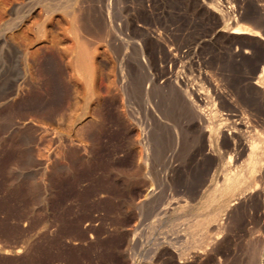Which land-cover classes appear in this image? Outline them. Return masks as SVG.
Here are the masks:
<instances>
[{"label": "rangeland", "instance_id": "1", "mask_svg": "<svg viewBox=\"0 0 264 264\" xmlns=\"http://www.w3.org/2000/svg\"><path fill=\"white\" fill-rule=\"evenodd\" d=\"M134 23L193 50L170 66ZM230 24L214 44L197 0H0V264H264V150L225 180L231 141L209 147L176 84L223 73L264 132V41L245 54Z\"/></svg>", "mask_w": 264, "mask_h": 264}, {"label": "bare ground", "instance_id": "2", "mask_svg": "<svg viewBox=\"0 0 264 264\" xmlns=\"http://www.w3.org/2000/svg\"><path fill=\"white\" fill-rule=\"evenodd\" d=\"M221 1H223V4H220V6H218V9H220L221 11V14H219L215 10V8H217L215 4L216 0H197L199 10H201L205 16L209 17V19L213 21V25L204 34V37L206 35V37H210V42H213L214 44L216 43L218 44L219 35L218 33L215 32V29L217 28V26H219L222 23V21L225 18H227L228 20L231 21V24L230 26H228L229 27L228 31L226 30L227 31L226 36H223L224 40L226 38V41L230 42L231 45L239 44L240 47L237 46L235 47L236 49L239 48V50L243 51L245 54H250L252 49L251 48H250L251 50H249V48L243 49V47H245L248 44H256L260 41H264V23L260 21V19H264V0H244L245 4L241 5L236 10H234L233 8L234 11H229V10L226 11V6H227L226 0H221ZM152 8L153 6L147 2V4L144 7V11L147 14L152 15V11H153ZM154 10L156 11V9ZM242 23H246V25L242 26L243 25ZM135 27L139 31L144 33L146 38L145 43L147 41L148 43L147 45L152 47L151 49H153L154 51L157 50L158 54L161 51H163L165 60L166 62H168V64H170V66L177 65L178 63L182 62L191 52V50H193L191 47L178 48V49L169 48L167 42L169 40L170 33L158 27L152 25L150 26V24L147 25L145 23L135 24ZM201 38L202 36L200 37V39ZM200 39H198V41H200ZM239 58L241 59L240 56H237L236 61ZM158 60L161 61L160 55L158 57ZM196 77H197L196 80H192L184 76L178 77L176 84L184 93L185 97L189 100L191 105L195 108L194 111L198 117L199 125H200L199 129H201L202 132L201 134L203 136V139L204 138L208 139L209 147L211 149L214 148L213 147L215 145L214 140L216 137L221 138V140L223 139L225 143L227 139L231 141V145L228 147L227 152H228V156L230 154L229 158L231 157H233L234 159L236 158L235 161L234 160L233 161L236 162L237 165L234 164L232 167L231 166L229 167L228 169L229 174L226 173L225 180L231 181L233 179V174H231L230 171H233V169L236 168V166H238V164L242 160L241 158H243L242 155L244 154V152L245 153L249 152V157L252 165L248 169L249 172L250 173L256 172L261 168L263 164L261 152L264 150V132L260 133L258 131L260 130L258 129V127H260L261 125V120L259 119V117H257L254 114V111L253 112L251 111L252 110L251 109L252 107L250 106L251 103H249L247 100H243L244 98H242L238 92L233 91L229 87L228 80L226 79L225 75L221 72L212 74L205 71H198ZM171 79L169 80L170 82L173 81V79L172 81ZM252 80L253 83L257 86L258 91L264 92V71L258 74L257 76H254ZM164 82L165 81L163 80V83ZM215 102L218 103V106H220L219 109L221 108L222 110L220 117H222L223 119H220V117L217 115L218 111L214 107ZM226 108H229V111L231 113L229 118L231 120V123L228 125H226L225 123L227 117L225 113ZM247 127L251 129L249 131L250 133L249 139L245 143L242 140L241 135L242 133H244V128L247 129ZM226 144H225V148H226ZM226 157L227 156L225 149L224 153L221 155L220 160ZM231 161L232 160H229V162ZM262 184L264 190V177ZM257 191L259 192V190ZM204 255H206L205 251L200 252L198 255L192 257V261L195 259L197 262H201L202 260H204L203 259Z\"/></svg>", "mask_w": 264, "mask_h": 264}, {"label": "crops", "instance_id": "3", "mask_svg": "<svg viewBox=\"0 0 264 264\" xmlns=\"http://www.w3.org/2000/svg\"><path fill=\"white\" fill-rule=\"evenodd\" d=\"M258 171V170H257Z\"/></svg>", "mask_w": 264, "mask_h": 264}]
</instances>
